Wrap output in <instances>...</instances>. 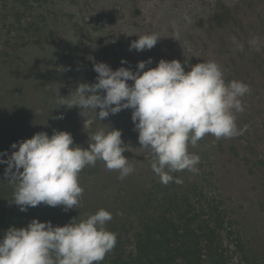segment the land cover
Listing matches in <instances>:
<instances>
[{"label": "rangeland", "instance_id": "rangeland-1", "mask_svg": "<svg viewBox=\"0 0 264 264\" xmlns=\"http://www.w3.org/2000/svg\"><path fill=\"white\" fill-rule=\"evenodd\" d=\"M219 2L224 11L218 10ZM25 29L41 30L43 38L49 37L44 49L35 42L26 43L28 38L20 50L14 48ZM175 30L181 34L179 41L172 38ZM154 32L161 39L151 50L129 51L139 36ZM254 36L260 38L259 50L249 44ZM233 37L244 45L242 51ZM149 59L152 63L144 71L155 68L161 59L180 61L186 72L190 66L213 60L221 66L226 83L237 80L250 86V94L242 98L245 111L237 114L238 128L246 127L243 135L220 139L219 145L210 139V144L201 141L189 146V151L193 149L199 157L209 154L212 161L205 157L199 164L205 166L202 183L209 201L218 203L227 217L221 234L224 264H264V0H0V121L13 129L24 121L25 109L41 116L42 112L63 116L65 108L57 95L64 82L72 93L82 83L97 82L94 63H106L113 71L125 67L135 72L138 62ZM133 83L128 81L130 86ZM131 116L132 110L125 109L99 121L94 111L85 110L82 115L81 110L80 133L72 135L64 125L83 149L100 128L121 130L129 148L123 155L134 166L141 153L142 179L149 182L151 152L139 149ZM46 123L42 116L38 125ZM98 165V173L84 174L79 181L88 195L101 194L98 202L103 208L117 188L110 180L118 179L119 173L107 170L103 161ZM9 211L20 227L30 219L27 213L32 207L24 214L19 207ZM4 234L0 224V239Z\"/></svg>", "mask_w": 264, "mask_h": 264}, {"label": "clouds", "instance_id": "clouds-1", "mask_svg": "<svg viewBox=\"0 0 264 264\" xmlns=\"http://www.w3.org/2000/svg\"><path fill=\"white\" fill-rule=\"evenodd\" d=\"M185 20L192 23L190 16ZM180 35L175 30L172 38L179 41ZM160 39L155 32L141 35L129 51L151 50ZM232 40L242 51L244 45L235 37ZM249 44L259 50L260 38L254 36ZM151 63V59L138 62L135 72L125 67L113 71L106 63H94L97 82L82 83L67 97L59 95L58 103L69 109L78 107L82 115L92 110L99 121L131 109L139 149H147L153 156L152 171L164 185L181 184L182 179L174 180L171 173H199L200 157L191 153L189 146L196 147L206 135L231 139L246 131V127L238 128L236 121L237 114L245 111L242 98L251 88L242 81L226 83L221 66L213 60L190 66L187 72L180 61L163 59L144 71ZM128 81L134 83L130 86ZM121 137V130L100 128L89 136V146L83 149L74 145L71 133L53 130L51 137L39 132L13 143L11 148L18 150L11 155L0 153V157H8L0 159V164L7 165L4 176L14 186L11 201L22 212L41 204L63 206L65 212L75 209L84 194L79 177L86 167L103 161L107 170L119 173L120 180L135 171L123 155L129 148ZM112 219L109 211L100 209L62 227L37 219L26 228L10 227L0 239V264H101L117 244V234L107 228Z\"/></svg>", "mask_w": 264, "mask_h": 264}, {"label": "trees", "instance_id": "trees-1", "mask_svg": "<svg viewBox=\"0 0 264 264\" xmlns=\"http://www.w3.org/2000/svg\"><path fill=\"white\" fill-rule=\"evenodd\" d=\"M217 8L219 11H224V6L220 2L217 3ZM42 33L41 30H38L37 33V30L33 32L25 29L23 34L20 33L18 43H14V48L20 50L24 39L28 38L26 43L33 44L35 42L39 48L44 49L49 37L44 35L43 38ZM57 54L61 55L59 49H57ZM69 87L68 82H64L59 87L58 100L59 95L67 97L71 94ZM40 105L43 106L44 102L41 101ZM61 106L65 108L64 121L42 112L47 123L40 126L38 122L42 116L38 112L28 109H25L23 113L22 124L18 123V126L13 129L11 123L8 125L11 128L6 129V121H0V133L3 137L0 153L8 152V155H11L13 151L18 150L11 148L13 143L31 139L39 132H46L49 137L53 130L67 132L65 125L68 126L72 135L80 133L78 129L80 118L77 116L81 110L78 107L69 109L66 104ZM39 108L43 111L41 107ZM133 136L137 135L133 134ZM209 139L219 145V140H216L212 135H206L199 143L201 141L209 143ZM74 145L77 146L76 141H74ZM88 146L89 142L85 147ZM193 151L192 149V153H194ZM140 154L138 152L136 155L137 164L134 165L135 171L132 174L122 181L119 179L110 180L111 184L117 188L116 191L113 190V194L107 197V203L103 208H100L98 202L101 194L88 195L86 189L81 185L84 194L78 207L65 212L63 206L51 207L41 204L27 213L31 209L29 207L26 212H20L27 213L30 218L20 227H16L18 222L9 211L11 207H19L11 201L14 186L8 184V180L4 176L7 165L0 164V182L3 184L0 190V224L3 230L6 232L10 227L26 228L33 219L40 222L50 221L56 227L70 223L73 218L83 219L87 215L104 209L113 215L107 228L117 234V244L101 264H224L225 250L221 247V234L227 217L218 203L215 204L214 200L209 201L202 183V180L206 179V176L201 174L204 173L205 166L197 165L198 174H192L187 170L171 173L174 180L182 179L183 183L181 184L170 182L164 185L153 171H150L149 174L152 179L147 182L142 179L143 168L140 164ZM150 157L152 161V154ZM205 157L208 162L212 163L209 154ZM205 157H200V162L206 160ZM7 158V156L0 157L5 160ZM141 158H143L142 155ZM149 165L151 167V164ZM100 170L97 161L94 167H86L80 173L79 179L84 174H95ZM212 171L213 168L210 167V174ZM118 213H122V215Z\"/></svg>", "mask_w": 264, "mask_h": 264}]
</instances>
